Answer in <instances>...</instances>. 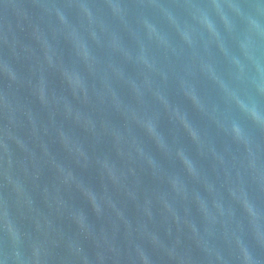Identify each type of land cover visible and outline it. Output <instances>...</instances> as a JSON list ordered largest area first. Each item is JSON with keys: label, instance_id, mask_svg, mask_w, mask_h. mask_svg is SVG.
Wrapping results in <instances>:
<instances>
[{"label": "water", "instance_id": "1", "mask_svg": "<svg viewBox=\"0 0 264 264\" xmlns=\"http://www.w3.org/2000/svg\"><path fill=\"white\" fill-rule=\"evenodd\" d=\"M0 264H264V0H0Z\"/></svg>", "mask_w": 264, "mask_h": 264}]
</instances>
